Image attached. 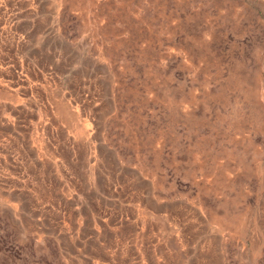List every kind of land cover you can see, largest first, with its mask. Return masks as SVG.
<instances>
[{
	"label": "rangeland",
	"instance_id": "rangeland-1",
	"mask_svg": "<svg viewBox=\"0 0 264 264\" xmlns=\"http://www.w3.org/2000/svg\"><path fill=\"white\" fill-rule=\"evenodd\" d=\"M43 10L55 125L99 192H0V264H264V0Z\"/></svg>",
	"mask_w": 264,
	"mask_h": 264
},
{
	"label": "crops",
	"instance_id": "crops-1",
	"mask_svg": "<svg viewBox=\"0 0 264 264\" xmlns=\"http://www.w3.org/2000/svg\"><path fill=\"white\" fill-rule=\"evenodd\" d=\"M43 3L0 0V192H99L76 173L75 139L55 125L53 90L68 63L55 64V13Z\"/></svg>",
	"mask_w": 264,
	"mask_h": 264
}]
</instances>
